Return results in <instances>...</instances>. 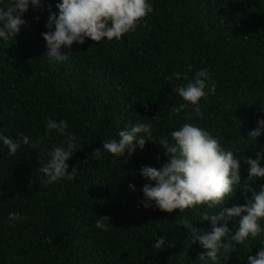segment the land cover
Returning a JSON list of instances; mask_svg holds the SVG:
<instances>
[{
    "label": "trees",
    "instance_id": "1",
    "mask_svg": "<svg viewBox=\"0 0 264 264\" xmlns=\"http://www.w3.org/2000/svg\"><path fill=\"white\" fill-rule=\"evenodd\" d=\"M12 2L0 0V7ZM41 2L44 8L30 5L23 14L16 36L0 38V135L22 132L40 140L14 155L0 141V264H214L199 260L205 249L192 244L183 219L208 232L203 212L218 215L245 205L252 193L238 189L212 209L196 205L167 213L154 203L145 209L142 188L148 181L140 170L167 162L160 138L171 142L173 130L193 124L240 159L242 181L247 179L245 158L255 159L264 149V133L255 141L248 137L264 119V0H148L153 11L134 32L62 46L61 54L70 52L62 62L45 55L41 35L48 31L47 5L58 15L62 0ZM204 68L216 93L200 101L201 118L190 104L182 107L186 102L176 89ZM143 118L153 126L143 150L137 147L130 159L103 150L94 158L103 141L118 139L119 131ZM48 119L64 120L77 137L81 150L67 162L69 173L79 168L72 181L41 183L39 168L52 146L66 140L48 131ZM261 184L264 178H257L251 187L259 192ZM13 212L26 219L10 222ZM97 216L110 218L107 232L95 227ZM238 223L234 218L228 227L235 230ZM258 223L262 231L248 247L237 245L230 259L215 264H248L247 256L264 247V218ZM161 236L175 246L156 249Z\"/></svg>",
    "mask_w": 264,
    "mask_h": 264
},
{
    "label": "clouds",
    "instance_id": "2",
    "mask_svg": "<svg viewBox=\"0 0 264 264\" xmlns=\"http://www.w3.org/2000/svg\"><path fill=\"white\" fill-rule=\"evenodd\" d=\"M33 8H44L41 0H13L6 9L0 7V38L12 39L20 27L25 23L22 19L24 13ZM56 8L59 14L52 12L51 5H47L49 16L45 27L48 31L42 33L46 42L45 55L52 62H62L69 58L68 54H61L62 46L71 48L76 44H84L85 38L99 43L104 38L111 41L119 40L125 34L134 32L138 23L153 11L148 0H62ZM54 27V31L52 30ZM179 79V75L175 76ZM169 79H172L170 77ZM186 105L190 104L195 115L203 118L201 100H207L215 95L216 84L209 69L204 68L196 72L194 78L186 86L176 89ZM177 111L173 108V112ZM159 113L153 118L156 117ZM145 122H136L119 131L118 139L103 141L102 149L94 150V158L101 157L102 150L114 157L131 158L137 147L143 150L145 144L152 138L153 126L147 118ZM152 121V120H151ZM258 127L248 133L253 141L264 133V119H258ZM68 125L64 120L48 119V131L55 130L66 140L62 146L53 145L49 152V159L39 171L43 174L42 184H51L58 180L72 181L79 172L73 167L69 173V164L73 154L78 149L77 137L67 132ZM171 142L167 136L161 137L159 145L167 162L161 167L143 166L140 175L148 181L143 192V207L149 209L155 204L159 210L172 213L175 210L193 208L204 205L207 208L219 207L226 198L233 195L238 189L244 193L251 192L252 197L245 205L225 208L218 215L203 212V221L211 224V230L193 227L192 222L183 219V228L191 235L192 244L199 242L205 249L199 260L205 258L212 262L228 260L236 252L237 245H250V238H256L262 231L258 221L264 218V184L259 186L257 192L251 185L257 178H264V149L256 153L255 159L245 158L248 165V177L242 181L240 159L230 150L225 149L219 140L209 134L204 128L193 124H184L170 133ZM0 141L5 145L9 154H15L22 146L38 147L40 140L32 141L24 133L12 136L0 135ZM159 160V157L157 158ZM128 163V162H127ZM129 188L135 191V186ZM238 218V227L232 230L228 223ZM26 219L19 212L9 214V221ZM202 221V222H203ZM110 218L97 216L95 227L105 232L109 230ZM166 237H159L154 247L164 250L174 247L171 242L166 243ZM246 241L248 243H246ZM183 255V253H180ZM248 264H264V247H261L255 256H247Z\"/></svg>",
    "mask_w": 264,
    "mask_h": 264
}]
</instances>
